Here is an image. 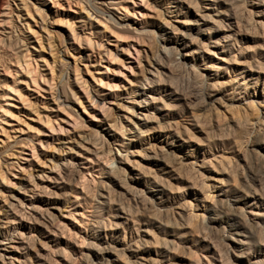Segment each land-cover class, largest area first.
I'll return each mask as SVG.
<instances>
[{"label":"rangeland","instance_id":"1","mask_svg":"<svg viewBox=\"0 0 264 264\" xmlns=\"http://www.w3.org/2000/svg\"><path fill=\"white\" fill-rule=\"evenodd\" d=\"M191 1H4L0 264H140L136 245L145 264H264L262 6L196 0L201 17ZM229 15L240 30L217 43ZM166 25L193 42L187 57ZM126 154L119 184L106 158Z\"/></svg>","mask_w":264,"mask_h":264},{"label":"bare ground","instance_id":"2","mask_svg":"<svg viewBox=\"0 0 264 264\" xmlns=\"http://www.w3.org/2000/svg\"><path fill=\"white\" fill-rule=\"evenodd\" d=\"M4 1L5 0H0V8L3 6V3H4ZM50 1H52L53 3H55V0H50ZM143 1H145V0H141V2H143ZM179 1H181L182 2V0H168V2H167V4H168V8H167V11L168 12H171V11H173L170 7L171 6H169L170 4H172V3H176V7H181V6H178V5H180V4H178V3H180ZM188 1V0H187ZM186 0H185V2H187ZM205 1V0H204ZM194 1H191L190 0V3H187V5H188V7H190V4H192ZM201 2H202V0H201ZM214 2V1H213ZM195 3H197L198 4V2L195 0ZM203 3V2H202ZM208 3H211V2H208ZM254 3V2H253ZM201 4V3H200ZM205 4V3H204ZM214 4H215V2H214ZM256 4H258V5H260V6H262V11H261V14H262V17H264V0H258V2L256 3ZM136 5V3L135 2H133V6H135ZM203 5V4H202ZM206 5V4H205ZM198 6H200L199 4L197 5V7H195V9L194 8H192V9H194V12H195V14L196 15H198V16H201V17H204L205 16V14H199V12H198V9H200ZM214 6V5H213ZM118 7L119 8H121V9H124L125 10V16H128L129 15V9H128V6L127 5H123V4H119L118 5ZM174 7V6H173ZM206 7V6H205ZM211 7V6H210ZM231 7V6H230ZM183 8V7H182ZM186 8V7H185ZM198 8V9H197ZM217 8V7H216ZM171 9V10H170ZM204 9V8H203ZM209 9V8H208ZM214 9V8H213ZM218 9V8H217ZM216 9V10H217ZM105 10V9H104ZM117 10H118V8H117ZM178 10V9H177ZM183 11V10H182ZM182 11H180L181 13H182ZM201 11V10H200ZM228 11V10H227ZM179 12V11H178ZM185 12V11H184ZM206 12H208V11H206ZM133 13H135V11L133 12ZM172 13V12H171ZM180 13V14H181ZM205 13V12H204ZM235 13V12H234ZM247 13V12H246ZM173 14V13H172ZM175 14V13H174ZM194 14V13H193ZM228 14V13H227ZM141 15V14H140ZM185 15V14H184ZM221 15V14H220ZM220 15H218V16H220ZM223 15V14H222ZM237 15V14H236ZM188 16V15H187ZM196 17V16H195ZM218 18V17H217ZM222 18H224V17H222ZM239 18L240 17H238V19H237V17H234V16H231V15H229L228 17H227V20L230 22L229 23V25H228V27H229V29L227 30L228 32H227V34H225V35H223L222 37L220 36V38H218L217 39V43H220L221 41L220 40H225V41H229L230 40V37H231V35L233 34H231V31H233V30H235V29H237L238 31L240 30L239 29V27L238 26H241V25H239L240 23V20H239ZM209 20V19H208ZM219 20V19H218ZM223 20V19H222ZM221 20V21H222ZM190 21V20H189ZM193 21V20H192ZM224 22V21H223ZM194 23V22H193ZM196 23V22H195ZM216 23V22H215ZM242 23V22H241ZM114 24V23H113ZM192 24V23H191ZM214 24V23H213ZM221 24V23H220ZM219 24V25H220ZM140 25H141V22H140ZM196 25H198L197 23H196ZM162 27V26H161ZM189 27V26H188ZM198 28V27H197ZM202 28V27H201ZM223 28V27H222ZM224 28H225V25H224ZM241 28V27H240ZM191 29V28H190ZM220 29V28H219ZM165 30H167L166 31V34H167V36H164V37H162V39L165 41V43L167 44V43H173V42H176V43H178L179 45H181L182 46V48L183 49H185L186 50V53L185 54H183L181 57H187V55H188V49L191 47V44L193 43L191 40L190 41H188V40H186L185 39V35H182V34H185V32L184 33H182V31L178 34V29L176 28V27H172V26H165ZM181 30V29H180ZM186 30V29H185ZM200 30V29H199ZM217 30V29H216ZM223 30V29H222ZM140 31H142V33L143 32H149V31H147V30H145L143 27H142V29L140 30ZM202 31V30H201ZM212 31V30H211ZM213 32V31H212ZM237 32V31H236ZM198 33V32H197ZM204 33V32H203ZM222 33V32H221ZM226 33V32H225ZM235 34L236 33H234V36H235ZM165 35V34H164ZM210 35V34H209ZM187 36V35H186ZM210 37V36H209ZM209 37H207V38H209ZM236 37V36H235ZM201 40V39H200ZM208 40V39H207ZM235 40V39H234ZM237 40V39H236ZM235 40V41H236ZM202 41V40H201ZM204 41V40H203ZM224 41V42H225ZM231 41V40H230ZM233 41V40H232ZM231 41V42H232ZM208 42V44H209V41H207ZM211 42V41H210ZM197 43V42H196ZM222 43V42H221ZM207 44V45H208ZM216 44V43H215ZM214 44V45H215ZM226 44H228V43H226ZM211 45V44H210ZM212 45H213V43H212ZM221 45V44H220ZM231 45V44H230ZM234 45V44H233ZM205 47V46H204ZM221 47H223L224 48V46L222 45ZM227 47V46H226ZM225 47V48H226ZM196 48V47H195ZM206 48V47H205ZM232 48V47H231ZM0 49H1V47H0ZM178 48L177 47H173V50H177ZM203 49V48H202ZM192 50V49H191ZM205 50V49H204ZM222 50V49H221ZM226 50H228V49H226ZM229 50H231V49H229ZM210 51V50H209ZM212 51H214V50H212ZM223 51H225V49H223ZM136 52V51H135ZM194 52V51H193ZM190 55V54H189ZM193 58V57H192ZM27 61V60H26ZM18 63H19V65H17L18 67H22L23 68V63L21 64L20 63V61L18 60ZM211 64V63H210ZM185 65V64H184ZM26 66V65H25ZM28 66V65H27ZM30 66H32V65H30ZM207 66H208V64H207ZM131 67V66H130ZM217 67V65H216V63H212V65L210 66V68H212V70L214 69V68H216ZM26 68V67H25ZM32 68V67H31ZM30 68V69H31ZM21 69V68H20ZM131 69V68H130ZM25 70V69H24ZM26 70H27V68H26ZM25 70V71H26ZM36 70V69H35ZM16 71L18 72L19 71V69H16ZM22 71V70H21ZM28 72V71H27ZM239 72V71H238ZM29 74V73H28ZM162 75V74H161ZM199 75V74H198ZM204 75V74H203ZM213 74H210V76H212ZM215 75V74H214ZM236 76V75H235ZM200 77V76H199ZM204 77V76H203ZM236 79V78H235ZM206 80V79H205ZM32 81H34V80H32ZM35 83H36V80L34 81ZM215 82V81H214ZM216 83V82H215ZM141 84H145V83H141ZM144 86V85H143ZM114 88V87H113ZM64 92H65V89H64ZM172 93V92H171ZM174 93V92H173ZM175 94V93H174ZM149 95V94H148ZM142 98H145V97H143V96H141ZM147 97V96H146ZM162 97V96H161ZM141 98V101L143 100ZM155 97H153V99H154ZM147 99V98H146ZM152 100V99H151ZM140 100L138 101V103H140L141 102ZM171 101H172V99H171ZM151 103V102H150ZM139 106L138 107H142L141 106V104H138ZM159 110H160V108H159ZM162 111V110H161ZM151 112V111H150ZM143 113V112H142ZM164 115V114H163ZM152 116V115H151ZM149 117V114L148 113H146V114H144V118L146 119V118H148ZM138 118V117H137ZM163 118V117H162ZM139 119V118H138ZM161 119V118H160ZM143 120V119H142ZM162 120V119H161ZM143 122V121H142ZM147 122V121H146ZM152 122V121H151ZM135 125H139V123H137V124H135ZM142 125V124H141ZM154 125V124H153ZM148 126H150V125H148ZM125 127V126H124ZM128 127V126H127ZM143 127V126H142ZM122 128H123V126H122ZM125 129V128H124ZM123 129V130H124ZM145 133V130H139V128L138 129H136V134L135 135H132V136H135L136 138L137 137H139V136H144L143 134ZM115 135V134H114ZM117 136V135H116ZM144 138V137H143ZM142 138V139H143ZM117 140V139H116ZM146 140L148 141L149 140V135H147L146 136ZM132 143V139H130V141H129V144H131ZM134 143V142H133ZM141 144V143H140ZM149 147V146H148ZM153 148H155V147H153ZM152 148V149H153ZM35 150V149H34ZM119 150V149H118ZM126 150H128V148L126 147L125 148V151ZM142 150V149H141ZM62 151V150H61ZM145 151V150H144ZM142 153V152H141ZM144 153V152H143ZM127 158H129L128 157V155L126 154L125 156H119V157H117V156H111V157H108V158H106V161L108 162V165L109 166H107L108 167V177H112L113 178V180L115 181V182H118L119 184H120V182H121V180L122 179H118L116 176L118 175L116 172H118V170H120L121 171V169H123L124 170V168H122V167H120V166H118V167H113L112 166V163L116 160H118V161H122V159H124V160H126ZM91 159L92 158H86V161H91ZM27 160V159H26ZM53 163V162H52ZM84 164V163H83ZM86 164V163H85ZM85 167H87V166H84V165H82V168H85ZM83 172V171H82ZM117 174V175H114V174ZM83 174H85V173H83ZM218 174V173H217ZM121 177V176H120ZM123 187V186H122ZM135 191H136V189H135ZM131 194V193H130ZM210 197H211V194L209 195ZM207 197V196H206ZM76 200L78 199V197H74ZM204 198H205V196H204ZM150 199V198H149ZM205 200V199H204ZM94 203V202H93ZM81 205V204H80ZM83 208H85V207H83ZM196 208H199V207H196ZM73 209V208H72ZM70 210V209H69ZM84 211H87L86 209L85 210H83V211H79L78 209H75L73 212L72 211H69V214H71L72 216H74L75 217V219L77 220V218L78 217H76L75 215H80L81 216V218L83 219V218H85L86 216H84ZM90 211V210H89ZM90 213V212H89ZM69 214H67V217H68V215ZM190 214V213H189ZM89 215V214H88ZM192 215V214H191ZM42 216V215H41ZM71 216V217H72ZM91 216H92V214H91ZM43 217V216H42ZM59 217V216H58ZM57 217V218H58ZM62 217H66L65 216V214H63L62 215ZM66 217V218H67ZM70 216H69V219L71 218ZM87 217H89V216H87ZM45 218V217H44ZM132 218V217H131ZM72 219V218H71ZM87 219V218H86ZM57 220V219H56ZM72 220H74V218L72 219ZM88 220V219H87ZM131 220V219H130ZM53 221V220H52ZM55 221V220H54ZM53 221V222H54ZM58 221H59V219H58ZM58 221H56V222H58ZM64 221V220H63ZM63 221H61L60 223H59V226L63 229V228H66L67 226V229L69 228V225H67V223H64ZM75 221V220H74ZM79 223H81L82 224V220L81 219H78L77 220ZM41 222L43 223H41L42 225H46V226H44V231H42V234L44 235V237L45 238H47L48 240H50V241H52V242H54V243H57L58 242V240H59V236L61 235H58L57 234V231H55V230H53L52 228H51V226L47 223V222H45V221H43V220H41ZM56 222H55V224H56ZM70 223H72V222H70ZM78 223V224H79ZM84 223H86V224H88L87 222H85V220H84ZM40 224V223H39ZM69 224V223H68ZM85 224V225H86ZM41 225V226H42ZM83 225V224H82ZM81 225V226H82ZM57 226H58V224H57ZM80 226V227H81ZM89 227V226H88ZM60 228V229H61ZM93 228V227H92ZM91 228V229H92ZM58 229V228H57ZM85 229H88V228H85ZM65 230V229H64ZM90 230V229H89ZM93 230V229H92ZM60 231V230H59ZM66 231V230H65ZM74 231V230H73ZM67 232H68V230H67ZM77 232V231H76ZM76 232H74V234L76 233ZM63 233V232H62ZM71 233H72V231H71ZM78 233V232H77ZM147 233V232H146ZM64 234V233H63ZM73 234V235H74ZM7 235V234H6ZM65 235V234H64ZM72 235V234H71ZM68 236H69V233H68ZM117 236V235H116ZM61 237H64V238H66L65 236H61ZM70 237V236H69ZM78 237V236H77ZM76 237V238H77ZM113 237V236H112ZM79 238L80 239H84V237H80V235H79ZM68 240H69V238H67ZM72 239H74V237L72 238ZM80 239H79V241H80ZM2 240H3V238H2ZM65 240V239H64ZM120 240V239H119ZM241 240H243V239H239V243H240V241ZM91 241V240H90ZM117 241V240H116ZM2 242V241H1ZM46 242V241H45ZM50 243V242H49ZM59 243V242H58ZM73 243H74V241H73ZM76 243V242H75ZM82 243H83V246L85 245V247H86V244H85V242H84V240L82 241ZM45 244V243H44ZM87 244H88V241H87ZM53 245V244H52ZM81 245V244H80ZM134 245V244H133ZM46 246V245H45ZM115 246V245H114ZM129 246V245H128ZM131 246V245H130ZM129 246V247H130ZM137 246V250H129L130 252V254H131V256L132 257H135V258H138L139 260H142V262H143V260H146L145 259V257L143 256V255H139V254H141V253H138L139 251H140V249H139V246L138 245H136ZM50 247V246H49ZM87 247H88V249H93L92 247L93 246H91L90 244L89 245H87ZM104 247V246H103ZM46 248V247H45ZM45 248H44V250H45ZM74 248V247H73ZM65 249V248H64ZM66 249H67V247H66ZM66 249L64 250V251H66ZM110 251V250H109ZM46 252V251H45ZM73 252H75V249H73ZM81 254H84V251H82V250H80L79 251ZM96 252V251H95ZM112 252V251H111ZM99 253V252H98ZM103 255V254H102ZM117 255V254H116ZM37 256H38V258H37V261H38V263L39 264H46L45 263V261H43L42 260V258L40 257V256H43V255H41L40 254V256L37 254ZM130 256V255H129ZM129 256H128V258L127 259H129ZM91 257V256H90ZM45 258V257H44ZM120 258V257H119ZM118 258V259H119ZM126 258V257H125ZM46 259V258H45ZM137 259V260H138ZM205 259V258H204ZM10 260V259H9ZM123 261V260H122ZM140 263V264H145V263ZM147 262V261H146ZM11 264H15L13 261H11ZM20 264H25L24 262L23 263H21V261H20ZM37 264V263H36ZM112 264V263H111ZM128 264H137L135 261H128Z\"/></svg>","mask_w":264,"mask_h":264}]
</instances>
